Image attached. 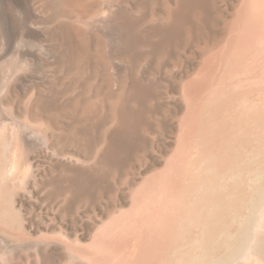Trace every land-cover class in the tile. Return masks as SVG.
I'll use <instances>...</instances> for the list:
<instances>
[{"label": "bare ground", "instance_id": "bare-ground-1", "mask_svg": "<svg viewBox=\"0 0 264 264\" xmlns=\"http://www.w3.org/2000/svg\"><path fill=\"white\" fill-rule=\"evenodd\" d=\"M218 3L0 0V264H264V0L228 23ZM220 23L165 168L142 176L172 111L161 68ZM130 160L144 167L120 191ZM47 181L54 212L29 225Z\"/></svg>", "mask_w": 264, "mask_h": 264}, {"label": "rangeland", "instance_id": "rangeland-1", "mask_svg": "<svg viewBox=\"0 0 264 264\" xmlns=\"http://www.w3.org/2000/svg\"><path fill=\"white\" fill-rule=\"evenodd\" d=\"M219 3L221 2V8L225 11H223V15H226V18L228 19L231 18V20L233 19L232 17H234L233 15L236 13L237 11V8L239 7V4H241V1L242 0H218ZM232 1V2H231ZM218 3V4H219ZM227 3V4H226ZM234 3V4H233ZM224 4V5H222ZM223 6V7H222ZM235 6V7H234ZM225 12V14H224ZM232 13V14H231ZM231 15V16H230ZM228 21H230V19L227 20V23ZM224 24H218L214 29L213 31L211 32H207L205 33L201 40L200 38L197 40L198 42H194L193 45L190 46V49L188 48L186 51L185 50H176L175 52L173 51V53H171V58L168 57V60L166 62L165 65H163V67L161 68L160 72H161V78L159 80L156 81L157 83V89L159 92L163 93V92H167L168 93V96L171 98L173 97V103L172 105L170 106L171 108V114H169V116L166 118L164 116V119L166 121H164L163 119V116L161 113H158V117L155 115V117L157 118V120L161 123H163L164 125V133L162 134L161 138L157 141V145L156 147L154 148V150H151L148 149L147 153L148 154L149 152V155L147 157H145L147 160H145L146 162H148L150 164V166H147V170L149 171H144L145 174L143 173L142 176H147V175H150L151 173H153V171H157V170H162L165 168V158L170 154L169 152L171 151L169 148H173V144L171 141H173L174 139L173 136L175 135V132H174V124H175V119L183 116V114L185 113V107L183 108V106L181 105L182 102H180L177 97L180 95V91L182 90V88L187 84L189 83L191 80H193V78L197 75V72L199 71L198 68H200L202 66V64L205 62V61H208L211 59V55H212V52L213 50L218 47V49H216L214 52H213V55L214 53L217 51V50H220L219 48L221 47V49L224 47L225 45V42L227 41V39L229 38L228 34L229 33H226V32H229V26L228 28H226ZM226 29V30H225ZM228 30V31H227ZM222 34V35H221ZM228 35V36H227ZM213 36V37H212ZM204 38V39H203ZM211 38V39H210ZM227 38V39H226ZM226 39V40H225ZM225 41V42H224ZM208 42V43H207ZM217 42V43H216ZM221 43V44H219ZM218 44V45H217ZM223 44V46H221ZM194 46V47H193ZM220 46V47H219ZM193 48V49H192ZM214 48V49H213ZM212 50V52H210ZM176 53V54H175ZM210 53V54H209ZM173 54V56H172ZM182 55V56H181ZM192 55V56H191ZM210 57V58H209ZM171 59V60H170ZM178 60L180 61V63H178ZM172 62V63H171ZM182 64V66L180 65ZM173 65V66H172ZM179 65V66H178ZM179 67V69H178ZM152 69V71H151ZM150 69V72H154L153 68ZM163 74V76H162ZM150 76V75H149ZM168 83V85H167ZM170 84V85H169ZM166 85V86H165ZM171 86V87H170ZM180 87V88H179ZM161 88V89H160ZM168 88V89H167ZM171 94V95H170ZM173 95V96H172ZM163 97V96H162ZM161 97H158L156 98L155 100L157 101H161L162 98L160 99ZM166 98V97H165ZM177 99V100H175ZM177 101V102H176ZM180 102V103H179ZM11 103H8V105H10ZM174 104V105H173ZM176 106V108H175ZM179 106V107H178ZM165 109V107H164ZM181 109V110H180ZM184 109V110H183ZM179 111V112H178ZM183 111V112H182ZM174 112V113H173ZM181 112V113H180ZM173 113V114H172ZM179 116H178V115ZM181 114V115H180ZM161 115V117H160ZM41 116H43V118H41ZM41 116H35V121H40V119H46L48 116L46 115H41ZM172 116V117H171ZM178 116V117H177ZM45 117V118H44ZM177 117V118H176ZM22 118V117H20ZM162 118V120H161ZM173 118V119H172ZM175 118V119H174ZM168 121H173V125L170 124V122ZM172 123V122H171ZM170 126V127H169ZM168 133H167V132ZM171 132V133H170ZM174 133V135H173ZM167 136H166V135ZM166 136V137H165ZM164 137V138H163ZM172 137V138H171ZM167 138V139H166ZM168 139H172L171 141L169 140V142L167 141ZM163 140V142H162ZM165 140V141H164ZM166 141L169 143H166ZM161 144V146H160ZM171 144V145H170ZM163 145V146H162ZM165 146L166 149H165ZM158 147V148H157ZM164 147V148H163ZM157 148V149H156ZM162 148V150H161ZM156 150V151H155ZM168 150V151H167ZM159 151V153H158ZM166 151V152H164ZM165 153V155H163ZM167 153V154H166ZM151 154H154V155H151ZM161 154L163 156H161ZM152 156V157H151ZM159 158V160L157 161V158ZM34 158L32 159L33 162H32V170H36L38 171L37 173H46V169L47 168V160L41 155V154H38V153H34ZM39 157V158H38ZM155 157V159L153 158ZM161 157V158H160ZM36 159V160H35ZM154 159V160H153ZM162 159V160H161ZM161 160V161H160ZM157 161V162H156ZM163 161V162H162ZM132 164H131V163ZM130 162H128L127 164L129 165V168H128V165H124L122 167H120L118 170H117V180H116V185L118 187H121L120 191H124L125 189L128 190V180H134V181H138L137 179L139 178L138 176L136 175H139V169L140 167H144L143 165V161L141 162V164H138L136 166L133 167L134 164H136V161L135 160H130ZM151 162H155L156 164L153 165V163ZM161 162V164H160ZM45 163V164H43ZM38 164V165H37ZM143 164V165H142ZM159 164V165H158ZM154 167H153V166ZM160 166V167H157ZM33 166H36V167H33ZM126 166V167H125ZM137 166L139 168H137ZM29 166H27V169H28ZM154 170H151L153 169ZM156 167V168H155ZM36 168V169H35ZM42 168V170H41ZM122 168H124L125 170H123ZM25 168H22V170H27ZM30 169V168H29ZM28 169V170H29ZM131 169V170H130ZM133 169V170H132ZM143 169V168H142ZM27 170V171H28ZM40 170V171H39ZM126 171V172H125ZM122 172V173H121ZM21 173V172H20ZM130 173V174H129ZM133 173V174H132ZM124 174H127V175H124ZM132 174V175H131ZM121 175H123L122 179H121ZM126 176V177H125ZM137 178H136V177ZM124 178V179H123ZM129 178V179H127ZM127 179V180H126ZM109 180H111V178H109ZM121 180V181H119ZM123 181V182H122ZM127 181V182H126ZM120 182V183H119ZM125 182V183H124ZM126 184V185H123V184ZM122 184V185H121ZM49 186H51V183L49 184V182H45L43 183V186H40L39 188V193L38 195L32 200V202H27V204L24 205V207L22 206V213L24 215V217L26 216L27 218H29V221H27V224H31L34 223L35 220H39L40 222H44V224L49 220V218L45 217V215L47 214L46 213V210L47 212H54V209L49 203L48 201L46 200L47 197H46V193H47V189L49 188ZM124 186V187H123ZM126 186V187H125ZM42 189V190H41ZM44 189V190H43ZM123 189V190H122ZM43 191V192H41ZM45 194V195H44ZM107 201H109V199H111V194H108L106 196ZM19 199H24V198H19ZM37 199V200H35ZM126 197L124 196V198L121 200L122 202H125L126 201ZM36 202H35V201ZM47 201V202H46ZM45 202V203H44ZM20 203L22 202H19L17 203L16 207H19L21 206ZM31 203V204H30ZM49 205H48V204ZM43 204V205H42ZM27 205V207H26ZM39 205V206H38ZM26 207V208H25ZM40 207V208H39ZM46 207V209H45ZM28 208V209H27ZM32 208V209H31ZM43 208L42 212L40 211V209ZM51 208V209H50ZM27 209V210H26ZM30 209V210H29ZM26 211V212H25ZM30 211V212H29ZM32 211V212H31ZM44 211V212H43ZM25 212V213H24ZM44 213V214H43ZM34 215V216H33ZM37 215V216H36ZM39 216V217H38ZM35 217V218H34ZM37 218V219H36ZM41 218V219H40ZM44 221H43V220ZM89 220L88 219V216L86 217H83V221L84 220ZM42 220V221H41ZM86 220V221H87ZM46 221V222H45ZM33 225V224H31Z\"/></svg>", "mask_w": 264, "mask_h": 264}]
</instances>
